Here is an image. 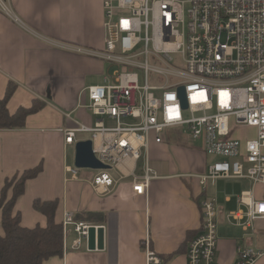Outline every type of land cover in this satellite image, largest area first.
Listing matches in <instances>:
<instances>
[{
  "label": "built area",
  "instance_id": "2783aa9c",
  "mask_svg": "<svg viewBox=\"0 0 264 264\" xmlns=\"http://www.w3.org/2000/svg\"><path fill=\"white\" fill-rule=\"evenodd\" d=\"M103 7L104 52L68 47L122 70L85 90V109L99 117L95 125L65 131L70 145L76 134H91L96 158L110 167L93 170L94 191L108 195L130 178L135 195H147L158 178L150 145L164 143L169 132L200 141L215 158L199 176L203 188L218 179L264 185V0H104ZM244 128L256 133L245 144L235 138ZM80 170L67 169L74 180ZM240 200L250 220L264 218V202L251 192ZM201 208L202 231L189 243L187 262L215 264V199L207 197ZM62 224L64 238L69 228L77 236L74 250L100 227L76 221L71 212ZM144 244L146 264H163L149 236ZM238 255L236 264H254L260 253L239 249Z\"/></svg>",
  "mask_w": 264,
  "mask_h": 264
},
{
  "label": "crops",
  "instance_id": "0c3cea01",
  "mask_svg": "<svg viewBox=\"0 0 264 264\" xmlns=\"http://www.w3.org/2000/svg\"><path fill=\"white\" fill-rule=\"evenodd\" d=\"M96 6L102 14L101 0ZM86 9L81 0L0 1V102L14 88L7 105L11 114L45 103L23 128L0 130V195L7 180L41 167L16 204L24 227L46 225L45 216L34 209L36 200H57V222L71 212L76 221L105 228L103 250H89L88 241L72 249L77 236L69 228L63 256L45 264H146L147 236L163 264H188V246L191 237L202 231L201 204L207 197L215 199L218 210L215 264H236L239 249L260 253L254 264H264V218L250 220L249 207L240 200L244 192H251L254 201L264 202V185L248 179H218L203 188L199 176L207 173L215 158L206 155L203 145L185 147L182 134L169 132L164 143L154 144L150 165L158 178L151 181L147 195H135L130 178L108 195L97 194L92 186L96 173L84 172L91 169L79 171L78 180L72 179L67 169L74 167L68 154L76 143L66 144L65 131L79 126L73 115L81 109L80 99L87 88L78 96L75 93V102L66 100L73 53L68 47L104 42L102 26H87L92 21L85 18ZM77 136L76 142L91 139ZM111 175L116 177L114 171Z\"/></svg>",
  "mask_w": 264,
  "mask_h": 264
},
{
  "label": "trees",
  "instance_id": "16d2710c",
  "mask_svg": "<svg viewBox=\"0 0 264 264\" xmlns=\"http://www.w3.org/2000/svg\"><path fill=\"white\" fill-rule=\"evenodd\" d=\"M13 89H8L5 98L0 102V130L23 128L30 115L40 112L45 107L44 102H38L11 114L7 105L14 93ZM40 172L41 167H38L26 171L19 178L5 182L0 195L4 231V235L0 237V264H45L53 257L63 256L64 229L62 222L56 220L59 208L57 200L34 202V209L46 218L45 226L26 228L22 225L21 214L16 212V204L24 195L27 182L37 178Z\"/></svg>",
  "mask_w": 264,
  "mask_h": 264
},
{
  "label": "rangeland",
  "instance_id": "374dc122",
  "mask_svg": "<svg viewBox=\"0 0 264 264\" xmlns=\"http://www.w3.org/2000/svg\"><path fill=\"white\" fill-rule=\"evenodd\" d=\"M84 2V4L87 6L86 12L84 11L85 18L89 16L90 18L88 20H91V25L87 23L88 27H96V29L103 27L104 19H105V12L104 7L102 6V14L100 11H97L96 2L100 0H81ZM104 3V0H101V5ZM86 8V7H85ZM99 35V34H97ZM83 49L90 50V51H100L104 52L105 50V42H103L101 45H93V46H84ZM73 52V51H72ZM69 63V77L67 79L66 85V93L68 94L67 101H70V103L75 102V93L78 96L79 91L85 90L89 86H95V85H104V78L106 76L110 77L113 75V72L115 70H120L117 66L113 65V63L106 61L101 58L93 57L90 55H87L85 53H77L73 52L70 56ZM89 105V99L87 97V93H84V95L81 96L80 99V110L73 115V119L76 122V125H80V123H85L87 126L93 127L99 117L95 116L91 111L88 109H85V106ZM86 117H81V116ZM180 135V133H177ZM256 135L255 129L250 128H244L240 129L238 134L236 135V139L240 140L243 144L246 143L247 140L253 138ZM78 138L84 139V138H91L92 135L89 133H80L77 136ZM184 144L185 147H188V145L196 147V148H202V143L200 141H194L187 136H184ZM155 145L152 143L150 145V157H152L154 153ZM75 145L71 148L68 156H69V164L76 168L75 166ZM211 159V158H210ZM209 159V161H210ZM84 170V169H81ZM80 170V171H81ZM88 172L90 174L95 173V171L89 170L84 171ZM82 173V171H81Z\"/></svg>",
  "mask_w": 264,
  "mask_h": 264
},
{
  "label": "water",
  "instance_id": "95a60500",
  "mask_svg": "<svg viewBox=\"0 0 264 264\" xmlns=\"http://www.w3.org/2000/svg\"><path fill=\"white\" fill-rule=\"evenodd\" d=\"M184 96V91L181 90ZM186 106V103H185ZM75 166L79 169L106 170L109 166L102 164L93 152V142L91 139L78 141L75 144ZM105 228L99 227L97 230L92 227L89 231L88 249H104Z\"/></svg>",
  "mask_w": 264,
  "mask_h": 264
}]
</instances>
